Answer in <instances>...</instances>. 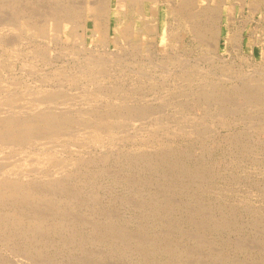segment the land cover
Wrapping results in <instances>:
<instances>
[{
  "label": "rangeland",
  "instance_id": "obj_1",
  "mask_svg": "<svg viewBox=\"0 0 264 264\" xmlns=\"http://www.w3.org/2000/svg\"><path fill=\"white\" fill-rule=\"evenodd\" d=\"M152 1L153 0H145V1L143 0L142 2L144 4H142L141 2L139 5L135 6L136 8L131 7V10L128 13L124 14L122 18L123 23L122 24L119 23L118 31H112L111 29L112 26L110 23L109 31L108 33H106L107 35L105 34V37L103 36L101 39V36L98 37L97 35L95 36L89 35L92 23H89L88 25V31L86 33V36L85 35L82 36V31L80 27L78 28L76 26V30H75L76 36H72V38L71 36H67L66 34H64L62 28H59V31L57 33L58 37L53 35V38H51L52 34L50 32L49 33L47 32L48 34L45 33L44 35L43 34L37 35V34H30L23 29L25 24L31 23L30 25L33 24L34 26H38V27L44 26V28L47 31H49L50 25H52L51 22L53 21L54 17L55 18L57 17L56 18L57 24L56 23L54 24L58 25V27L59 25L61 26L62 20L65 18L66 20L68 19L70 22L73 21L71 22L73 25H75V23L77 25L78 22H80L79 20L81 18L80 15H82L80 14V12H82L83 10L82 8L84 7L86 0H0V34L2 33L0 35L1 38L0 40L2 41V42L0 41V54H1L0 61H2V63H0V67H1L0 68V73H1L0 107L1 106L4 107L5 105L4 104L2 105V103L14 97L35 98L37 97V95L38 97L39 96L43 97L48 94L52 95L54 93V94H60L59 96H63L66 99L69 98L70 96L72 100L75 99V101L69 99L66 103H62L59 101L57 103L56 101L51 102L50 104L48 102H41V104L36 103L28 106H23L21 102L17 101V107L6 110V114L16 116L13 118H17V119L22 118L23 120L34 118L33 115H35L36 111L44 112L47 111L48 109L50 110L53 108L56 111H63L64 115H66V119H65L66 123L62 126L63 127L62 131L68 133H66L67 134L66 136H64L65 133H63L61 136L47 140L46 138L47 136H49V133L47 132L46 128H44L42 125L38 126L37 124L36 127L33 128V132H32L33 134L30 135L29 139L28 140L22 139L23 141L26 142H23L22 140H20V138L18 139V136H14L11 138L9 137L6 138L5 140L4 138H0V150H1L0 152H2L1 155L3 157L8 156L7 158H12L18 154L19 155L17 157H23L25 153L26 154L30 153L29 158L33 159L36 158L38 154L42 155L44 153L51 155V157L53 156L51 159L54 161L52 162V164L54 165L48 166L50 171L49 169L46 170L48 167H45L44 169L42 168L40 172L39 170L35 171V169H31L32 171L18 170L16 172H13V175L15 177L11 175L12 173L10 172L9 169L0 171V182L6 180V178L7 179L15 178L14 179L15 181L18 182L19 180L18 183L22 182L21 183L23 184V186L21 185L22 187L24 188L28 187V190H30L29 191L30 194L26 195V197L18 196L20 197L19 198L20 200L18 198L9 199V197L7 196H6L7 198L4 197V199L3 198L0 199V216H2L0 217V237H2L3 235L5 238L4 239L2 237L3 240L2 238H0V243L4 241L3 243L0 244V263H2L3 261L4 264H14L16 262L17 264H26V261L29 260L27 261V263L29 264H31V262L32 264H167V263L168 264H216V263L217 264H264V157H263L264 156V132H263L264 131V124H263L264 122V100H263L264 99V93H263L264 20L262 19L264 18L263 16L264 2L257 1V3L252 6L253 9L254 7L256 8L255 9L256 11L254 10L253 13H251L250 10H248L249 9L248 4L242 7L241 3L233 2L232 0H230L228 2L229 4L227 3L225 6L221 5L219 2L220 5L219 6L217 5L218 8H216V2H217L216 0H208V1L189 0L188 7L190 9L187 8V11L181 12L178 15H173L171 13V9L179 6L178 0H157L156 4L152 3ZM120 4H121V10H125L124 3L121 2ZM191 5L194 6L191 7ZM68 7L71 8L69 9L70 12L67 9ZM195 7H197L198 9ZM60 10H62L63 12ZM194 10L196 13L193 12ZM197 10L199 12H197ZM205 10H208L207 14ZM200 12H202L203 14ZM192 14L196 16V21H197L196 25L199 27H202L206 23L207 25L212 24L213 19L217 17L215 18L216 22L213 23V29L214 27L216 29L214 30V33L209 35L208 33L205 34L204 32L196 35L195 32L188 29L189 27L184 22V19H186L185 18L186 15L188 16ZM68 15L69 17L71 16L72 20L68 17ZM12 16L15 18L13 19ZM222 17L225 19V21L224 19H222ZM58 18L60 20H58ZM209 20L210 22H208ZM12 23L14 25H12ZM126 23H128L129 27L124 26V25L127 26ZM168 24H170L171 26H169ZM138 25L141 26V28ZM149 28L152 32H150V30L148 31ZM217 28L218 29L220 28V33H221V35L219 33L220 38L219 35L217 34V30H218ZM166 29L167 30L169 29L170 31L168 30L167 32ZM175 29L176 30L178 29L179 31L178 30L176 31ZM121 31L124 32L122 33ZM197 31L201 32L199 31V29ZM229 32L230 35L232 36L233 34L235 35L234 39L231 41L228 40L227 38ZM115 35H117L119 38ZM177 35L178 37H176ZM172 36L175 37L177 40ZM55 39L58 40L56 41ZM100 39L101 41L102 40L103 41L101 42ZM174 42L176 44H174ZM82 45L84 48L82 47ZM167 45L169 47H167ZM134 48H136L137 50H135ZM114 51L116 52L115 54ZM69 53L72 55L70 56ZM110 53H112L113 55ZM96 57L99 58L97 59ZM105 57H107L109 60H107V58ZM113 58H114V62L112 61ZM3 62L5 63L3 64ZM89 64L92 66H90ZM183 68L186 70L185 72ZM182 73L184 74L182 75ZM15 79L18 82L17 81L15 82ZM13 81L14 83L12 84ZM15 83L17 84L15 85ZM261 89L262 91H259ZM116 90L118 92H116ZM216 90L218 93L216 92ZM5 91H7L9 94ZM52 91L54 92L52 93ZM61 93L64 94L62 95ZM96 94L99 95L96 96ZM42 103L44 104L46 103V105ZM128 104L129 106L131 105L132 107L130 106L128 108ZM248 104H252V107L251 105L249 107ZM83 105L85 106L84 110H83ZM49 106L50 107L54 106V107L50 108ZM80 106L81 108L79 109ZM44 107L46 108L44 109ZM112 108L115 109L113 110ZM127 108L131 111V113L129 110H127ZM67 109L69 110L71 109L70 111L72 112H70ZM81 110L84 111L85 113L83 114ZM122 110L124 111L126 110V111L124 112ZM68 111L69 113H66ZM105 112H107L108 114L106 115ZM111 112L112 113L114 112V114H110ZM142 112L146 114L143 115ZM0 113H4V112L0 111ZM70 114L72 115V117H75L76 115V118L70 117L71 116ZM96 114L98 115V117ZM99 114H101V116ZM102 115H106L107 117H104ZM130 115L132 116L130 117ZM145 115L146 117L143 118L142 116ZM79 116H81V118H79ZM135 116L138 117V120L135 118ZM134 120L137 121L134 122ZM140 120L142 121V123H140ZM188 120L189 121L191 120L189 124L187 122ZM82 121L84 124L86 122L85 124L86 126H84ZM90 121L93 122L89 123ZM115 121L120 123L118 124ZM95 122H98V124L102 122H110L113 124V125L111 124L105 126L102 125V130L104 129L106 135H104L103 132V138H101L97 142L93 140L94 138L93 135L90 136L86 135L85 132L88 125L89 127L93 126ZM249 122L255 126L251 127V124ZM115 123L117 125V128L115 126ZM166 123L168 125H166ZM72 124L74 125V127ZM147 125L149 126V128ZM178 125H180L184 129L180 131L181 128ZM247 126H249V128ZM1 127L2 126L0 125V128ZM69 127L71 128L69 129ZM104 127L112 128L113 132L114 130L115 132L114 133L112 131L110 132V130H107V128L105 129ZM159 127L162 129H160ZM253 127H255L256 129ZM66 128L67 131L65 130ZM118 128L121 131L117 130ZM153 128L154 129L156 128L158 131L157 130L154 131ZM76 129H77V133H76ZM189 129L193 131V133ZM38 130H40V132H38ZM70 130L71 131L73 130V132H71ZM82 130H84V132H82ZM149 130L152 134L149 132ZM161 130L163 132H161ZM174 130L175 133H172L174 132ZM35 131L38 133H35ZM176 132L178 133L176 134ZM118 133H120L124 137L121 136L120 134L117 137ZM34 134L37 136L31 137ZM168 134H170V136ZM166 135L167 137H165ZM112 136L114 137V140ZM115 136L121 139H117ZM7 139H9L10 141ZM17 139L19 141H17ZM58 139H60V141ZM119 140H122L121 141L122 143L120 142L121 144L119 143ZM49 141L50 142L55 141V143L53 142L50 144ZM113 141L119 144L117 145L115 143L112 144ZM2 142L3 144L6 143L5 144L6 146H4ZM130 142L131 144H129ZM166 142L167 143L170 142V143L167 144ZM104 144L108 146V148L110 146V148L107 149V147L104 146ZM161 144L162 146H160ZM1 145L3 146V148ZM67 145H69L70 147H68ZM7 146H11V148L8 147L10 150L7 148ZM19 146H21L20 149H18ZM57 146L61 147L62 149L58 148ZM77 146L80 147V149ZM145 146L149 151L146 150V148H144ZM26 147L27 149L29 147L31 148L27 150ZM154 147L157 148V151L161 150L162 147V151H159L160 153L159 152L156 153L157 151L155 150L156 148L154 149ZM97 148H100V150L104 148L102 151L104 152V154L105 153L106 154L103 155V152L98 153L100 151ZM25 149L27 152L25 151ZM60 149L63 151H60ZM64 149H66L67 151H64ZM134 149L135 151H133ZM138 149H139V153L137 151ZM144 149L146 154L140 153V151L142 152L144 151ZM124 150H126V152ZM152 150L153 151L155 150V152H153ZM56 152H58L59 154ZM174 152L176 155L174 154ZM108 153L109 155H107ZM60 154H62V156H60ZM96 154L97 156H95ZM154 154L155 155L157 154L156 158ZM125 155L128 157L126 158ZM168 155H170L169 156L170 159ZM136 156L140 157L141 160H138ZM143 156L146 159L143 158ZM176 156L178 157V159L175 160ZM106 157L108 160L106 159ZM99 158L102 160L100 161ZM88 159L89 160L94 159L93 163L92 161L91 162L88 161ZM82 160H84L85 163L84 161L81 162ZM161 160L164 161V162L162 161L163 163L161 162L162 165L160 163ZM32 161L30 163H35L34 160ZM155 161L157 163H155ZM167 161H169L170 164ZM145 162L149 163V165L146 164ZM171 162H173L174 164H172ZM185 162L188 165L187 169H186L187 165L185 164ZM66 163L67 164L70 163V164L67 165ZM75 164L76 166L77 165L78 166L76 167ZM138 164L141 165L142 168L141 166H138ZM176 164L178 165V167L176 166ZM70 165L73 168H69ZM79 166L82 167L80 168ZM155 166L157 167V169H155L156 168ZM162 166L164 167V169ZM57 167H59V169L61 170H59ZM138 167L140 168V170ZM173 168H177V169H173ZM143 169L144 171L142 172ZM181 169L183 170L181 171ZM208 170L210 171L209 173L207 172ZM26 171L28 173H25ZM57 171L58 172L61 171V172L57 173ZM29 172H33V175L32 173ZM192 172L195 173L192 174ZM176 173L179 175H177ZM7 174L9 177L7 176ZM48 174L51 175L49 176ZM59 174L62 176H60ZM161 174L163 176L165 175L166 176L163 177ZM189 174L192 175L190 176ZM35 175L37 176L35 177ZM170 175L174 178H172ZM25 176H27L28 178ZM45 176L50 180L44 178ZM53 176H55L54 179H52ZM123 176L125 177V179ZM168 176L169 178H167ZM23 177H25L27 181ZM40 177L42 178L41 180H39ZM181 177L186 178L183 179L187 181L184 182V180ZM198 177H201V179L200 178L198 179ZM34 178L35 180H33ZM172 179L173 181L176 180L177 183H175V181L173 183ZM124 180L128 182L127 184L128 186L125 184L126 182L124 183ZM28 181L32 183L30 184L31 186L32 185L34 186L30 187ZM49 181L51 186L49 185ZM134 181H135L134 184L135 186L132 185ZM164 181L165 183H163ZM193 181L194 182L196 181L197 183L196 182L194 183ZM210 181L213 184H210ZM23 182L26 184H24ZM53 182L56 183L53 184ZM36 183H37V187L39 188L35 186ZM183 184H184V188H182ZM191 185L192 187L190 188ZM53 186L55 187L54 188L55 193L52 192ZM158 186L160 187L158 188ZM170 186L174 188H171L172 189L171 190L169 188ZM202 186H204L203 188L205 189H203ZM185 188H187V190ZM196 188L197 190L194 191V189ZM216 188L218 189L219 192L217 191ZM41 189L44 191L41 192ZM49 189L52 192L51 193L52 196L50 195ZM174 189L175 190L177 189V191L175 192ZM186 191L188 192L190 191V193ZM205 191L207 194L205 193ZM138 192L142 193V195L139 194ZM187 193L188 195H186ZM195 193L197 195L198 194L200 195L197 196ZM46 194L50 198H47V196L44 197ZM160 194L161 196H159ZM30 195H32V197ZM33 195L35 196L39 195V197L37 198V196L36 197L34 196L35 197L34 198ZM41 195L44 198L43 199L41 198V200L39 201ZM186 196H188V198ZM139 197H141L142 200ZM154 198L158 201H156ZM21 199H23V201ZM48 199L51 204L48 202ZM197 199L199 202L196 201ZM200 199L202 201H206L207 203L201 202ZM225 199L227 201H225ZM245 199L247 201H245ZM138 201L140 202L138 203ZM143 201L147 202V204ZM164 201L172 202V205L171 203L169 202L165 203ZM39 202L44 203L45 205L44 204L41 205L42 207L44 208L46 207V208L44 209L41 206H39ZM152 202L153 203L156 202V203L153 204ZM29 203L31 206L29 205ZM148 203L151 205H149ZM202 203L204 205H202ZM209 203L212 207H210ZM159 204H163L162 206L165 205L164 208ZM189 204H192L191 205L192 208H190L191 206ZM217 204L219 205L217 206ZM1 205L3 207H1ZM19 205H21V207ZM188 205H189V209L192 210L189 211ZM245 207L246 209H244ZM160 208L163 209L160 210ZM39 209L40 211L44 209L46 212L42 210V213L40 214ZM15 210L16 211L19 210L20 212L19 211L16 212ZM49 210L52 211L54 215ZM145 210L147 211L145 212ZM149 210L151 214L153 213L155 214L151 215L150 212H148ZM206 211L209 212V214ZM4 212L6 213L13 212V214L12 213L11 214L14 216H12L10 213L6 215V213ZM194 213L195 214L198 213V214L195 215ZM156 214H158L159 216ZM165 214H167V216ZM19 215H21V219ZM47 215L49 218H47ZM200 215L203 218L199 217ZM163 216H165L166 218ZM209 217H211L212 219ZM214 217L216 218L215 221H213L215 219ZM156 218H160L162 220ZM26 219L28 220L26 221ZM33 219L36 222H38L39 219H41L42 221L40 220L39 221L40 223L38 222V224L40 225H38L37 223L35 224ZM20 220H22L24 224H22V222L21 223L19 222L18 224V221ZM12 221H14V223H12ZM85 221H87V223L88 222L90 223L91 221L90 224L93 225H90L89 223L86 224ZM166 221H168V223H166ZM206 221H208V223ZM26 223H28L31 228L28 225L27 228ZM31 223L33 224V226L30 225ZM219 223L220 224L225 223V224L219 225ZM34 225L35 226L38 225L41 227L38 228L36 227L38 229L37 231ZM94 225H96L97 228ZM210 225L211 228L215 226V228L210 229L211 231L209 230ZM13 226L18 228H14ZM49 226L51 229L54 227L55 230L54 229L51 230ZM208 226L209 228H207ZM92 227H95L94 232L91 230ZM35 229H36V233H34ZM106 229L107 230L110 229V230L107 231ZM25 230L26 232L28 231V233H26ZM31 230L33 231L32 236H35L34 238L31 236L30 233ZM111 230L115 231L116 233L117 232L121 233L125 236L128 235L129 233L130 237L126 236L127 239L129 238L128 239L129 242L127 241L126 237L124 239L122 237L121 239H117L113 241L114 240L113 237L109 238L110 236L109 233ZM90 231H92L91 235L89 233ZM96 231L99 233H97ZM72 232H74L73 236H72ZM187 232L189 233L187 234ZM95 233H96V237L94 235ZM100 233L102 237L99 235ZM12 235L14 238L11 237ZM105 236L108 237L105 238ZM6 237L7 238L11 237L12 239L10 238L7 240ZM24 237L28 239H25ZM71 237H73L72 239L73 241L71 240ZM140 237L144 238L146 241H144ZM98 239L101 240L102 242L101 241L99 242ZM5 240L8 243H6ZM36 240L39 242H37ZM92 240L95 241L93 242ZM132 240L133 242H131ZM147 240H149L151 245L148 244L149 242ZM155 241L157 244L153 243ZM91 242H93V244H91ZM111 242H113L115 245H117L118 243L119 246L118 245L115 246ZM140 242L142 243L140 244ZM144 242L145 243L147 242L146 245ZM125 243L131 247H129ZM135 243L138 244L136 245ZM4 244H6V246H4ZM138 245L139 248H137ZM113 247H115L116 250ZM166 247H170L169 249L167 248L169 252L166 250ZM96 249L97 251H95ZM122 249H124V251ZM142 251L143 254L145 255L141 253ZM170 251L172 253H170ZM173 251L175 252V254ZM124 252L126 253L125 255ZM183 253L186 255H184ZM24 254L25 255L27 254L28 256L26 255L27 257H25ZM165 254L168 255L166 256ZM15 256H17L16 259ZM21 256H24V258ZM18 257H21L22 259L21 258L18 259ZM25 258L28 259L26 260ZM187 258L188 260L190 259V262L187 260ZM17 260H19V263Z\"/></svg>",
  "mask_w": 264,
  "mask_h": 264
},
{
  "label": "bare ground",
  "instance_id": "obj_2",
  "mask_svg": "<svg viewBox=\"0 0 264 264\" xmlns=\"http://www.w3.org/2000/svg\"><path fill=\"white\" fill-rule=\"evenodd\" d=\"M143 0H86V2H85V5H84V7L82 8L83 10H82V12H80V14H82V15H80L81 16V18L79 19L80 20V22H78V24L76 25V23H75V25H73L71 22H73V21H69L68 19L66 20V18L65 19H63L62 20V23H61V26L59 25V27H58V25H56L57 23V17L54 19L53 18V21L51 22L52 23V25H50V28H49V31H47L45 28H44V26H42V27H38V26H34L33 24L32 25H30V24H25L24 25V27H23V29L25 30V31H27L28 33H30V34H37V35H41V34H45V33H51L52 34V37L51 38H53V35H55V36H57V33H58V31H59V28H62L63 29V32H64V34H66L67 36H71V38H72V36H76L75 34H76V26L79 28L80 27V29H81V31H82V36H86V33H87V31H88V25H89V23H92L91 24V28H90V34L89 35H91V36H95V35H97L98 37L99 36H101V39H102V37L104 36L105 37V34L106 33H108V31H109V26H110V23H111V29H112V31H118V29H119V23L120 24H122L123 23V20H122V18H123V16H124V14H126V13H128L130 10H131V7H135V6H137V5H139L141 2H142ZM145 1V0H144ZM179 2V6H177V7H175V8H173V9H171V13L173 14V15H178V14H180L181 12H184V11H187V8H189L188 7V4H189V0H178ZM198 1V0H197ZM202 1V0H201ZM208 1V0H207ZM217 2H216V8H218V6L221 4V5H226L230 0H216ZM233 2H238V3H241L242 4V7L243 6H245L246 4H248L249 5V9L248 10H250V12L251 13H253V11L256 9L255 7H254V9L252 8V6L254 5V4H256L257 3V1H259V2H264V0H232ZM121 2H123L124 3V6H125V10H121ZM150 2V1H149ZM156 2H157V0H153L152 1V3H154V4H156ZM167 2V1H166ZM219 2H220V4H219ZM258 2V3H259ZM51 4V3H50ZM142 4H144L143 2H142ZM198 4V3H197ZM196 4V5H197ZM205 4V3H204ZM229 4V3H228ZM233 4V3H232ZM56 5V4H55ZM170 5V4H169ZM175 5V4H174ZM195 5V6H196ZM218 5V6H217ZM61 6V5H60ZM145 6V5H144ZM163 6V5H162ZM194 5H191V7H193ZM202 6V5H201ZM75 7V6H74ZM80 7V6H79ZM148 7V6H147ZM167 7V6H166ZM199 7V6H198ZM211 7V6H210ZM215 7V6H214ZM221 7V6H220ZM263 7V6H262ZM136 8V7H135ZM142 8V7H141ZM195 8H197V7H195ZM194 8V9H195ZM51 9V8H50ZM53 9V8H52ZM61 9V8H60ZM68 9V11H69V9H71L70 7H68L67 8ZM157 9H159V8H157ZM190 9V8H189ZM198 9V8H197ZM201 9V8H200ZM199 9V10H200ZM207 9V8H206ZM14 10V9H13ZM59 10V9H58ZM137 10V9H136ZM140 10H142V9H140ZM193 10V9H192ZM202 10V9H201ZM204 10V9H203ZM210 10V9H209ZM213 10V9H212ZM223 10V9H222ZM56 11V10H55ZM60 11H62V10H60ZM66 11V10H65ZM156 11V10H155ZM162 11V10H161ZM166 11V10H165ZM206 11V14H207V11L208 10H205ZM256 11V10H255ZM57 12V11H56ZM63 12V11H62ZM61 12V13H62ZM70 12V11H69ZM68 12V13H69ZM72 12V11H71ZM164 12V11H163ZM193 12H195V10L193 11ZM197 12H199L198 10H197ZM203 12V11H202ZM202 12H200V13H202ZM212 12V11H211ZM59 13V12H58ZM74 13H76V12H74ZM142 13V12H141ZM196 13V12H195ZM199 13V14H200ZM208 13H210V12H208ZM49 14V13H48ZM67 14V13H66ZM138 14H139V12H138ZM184 14V13H183ZM203 14V13H202ZM205 14V13H204ZM74 15V14H73ZM77 15V14H76ZM172 15V16H173ZM197 15V14H196ZM201 15V14H200ZM200 15H199V17H200ZM211 15V14H210ZM209 15V16H210ZM56 16V15H55ZM59 16V15H58ZM63 16V15H62ZM142 16V15H141ZM264 16V15H263ZM13 17V16H12ZM64 17V16H63ZM68 17H69V15H68ZM112 17V18H111ZM143 17V16H142ZM163 17H164V15H163ZM174 17V16H173ZM202 17V16H201ZM208 17V16H207ZM221 17V16H220ZM224 17V16H223ZM222 17V19H224ZM15 17H13V19H14ZM17 18V17H16ZM70 19H71V16L69 17ZM74 18V17H73ZM158 18V17H157ZM176 18V17H175ZM186 19H184V22L186 23V25L189 27L188 29H190L191 31H193V32H195V34L197 35V34H199V33H204L205 32V34L206 33H208L209 35H211V34H213L214 33V30H216L215 29V27H214V29H213V23L214 22H216V20H215V18H217V17H215L214 19H213V23L212 24H208L207 25V23L206 24H204V23H202V24H204L202 27H199V26H197L196 24H197V21H196V16L194 15V14H192V15H186V17H185ZM206 18V17H205ZM210 18V17H209ZM137 19V18H136ZM141 19V18H140ZM208 19V18H207ZM218 19H219V17H218ZM263 20H264V18H262ZM58 20H60L59 18H58ZM72 20V19H71ZM164 20H165V18H164ZM198 20H199V18H198ZM11 21V20H10ZM14 21V20H13ZM50 21V20H49ZM140 21V20H139ZM146 21V20H145ZM157 21V20H156ZM158 21H159V19H158ZM178 21V20H177ZM203 21H206V20H203ZM212 21V20H211ZM224 21H225V19H224ZM40 22V21H39ZM59 22V21H58ZM144 22V21H143ZM199 22V21H198ZM208 22H210V20L208 21ZM50 23V24H51ZM54 23H56V24H54ZM133 23V22H132ZM146 23V22H145ZM148 23V22H147ZM127 24V26L126 25H124L125 27H129V25H128V23H126ZM143 24V23H142ZM179 24V23H178ZM218 24V23H217ZM12 25H14L13 23H12ZM152 25V24H151ZM154 25V24H153ZM169 26H171L170 24H168ZM200 25V24H199ZM123 26V27H124ZM131 26V25H130ZM139 26V25H138ZM160 26V25H159ZM197 26V27H196ZM217 26V25H216ZM2 27V26H1ZM140 28H141V26H139ZM219 27V26H218ZM5 28V27H4ZM14 28V27H13ZM161 28V27H160ZM171 29V28H170ZM179 29H180V27H179ZM199 29V31H201V32H198L197 30ZM218 29V28H217ZM23 30V31H24ZM61 30V29H60ZM123 30V29H122ZM150 30V28L148 29V31ZM169 30V29H168ZM168 30L166 29V31L168 32ZM176 30V29H175ZM178 30V29H177ZM176 30V31H177ZM3 31V30H2ZM80 31V30H79ZM170 31V30H169ZM179 31V30H178ZM8 32V31H7ZM122 33L124 32V31H121ZM150 32H152L151 30H150ZM175 32V31H174ZM15 33V32H14ZM47 33V34H48ZM84 33V34H83ZM126 33V32H125ZM219 33H220V28L217 30V34L219 35ZM232 33V32H231ZM234 33V32H233ZM2 34V33H1ZM0 34V35H1ZM113 34V33H112ZM175 34V33H174ZM176 34H178V33H176ZM226 34V33H225ZM4 35V34H3ZM107 35V34H106ZM185 35V34H184ZM220 35H221V33H220ZM220 35H219V38H220ZM60 36V35H59ZM113 36V35H112ZM115 36H117V35H115ZM146 36V35H145ZM144 36V37H145ZM148 36V35H147ZM159 36V35H158ZM188 36V35H187ZM195 36V35H194ZM58 37V36H57ZM109 37V36H108ZM118 37V36H117ZM157 37V36H156ZM173 37V36H172ZM176 37H178V35L176 36ZM197 37V36H196ZM234 37H235V35L233 34V36L232 35H230V32H229V35H228V40H233L234 39ZM23 38V37H22ZM21 38V39H22ZM97 38V37H96ZM119 38V37H118ZM118 38H117V40H118ZM121 38V37H120ZM173 38H175V37H173ZM200 38V37H199ZM1 39V38H0ZM25 39V38H24ZM29 39V38H28ZM89 39V38H88ZM101 39H100V41H101ZM106 39V38H105ZM176 39V38H175ZM197 39V38H196ZM51 40V39H50ZM56 41L58 40V39H55ZM60 40V39H59ZM71 40V39H70ZM69 40V41H70ZM174 40V39H173ZM177 40V39H176ZM180 40V39H179ZM1 41V40H0ZM26 41V40H25ZM43 41V40H42ZM99 41V42H100ZM103 41V40H102ZM101 41V42H102ZM169 41V40H168ZM175 41V40H174ZM2 42V41H1ZM71 42V41H70ZM84 42V41H83ZM82 42V43H83ZM93 42V41H92ZM140 42V41H139ZM177 42V41H176ZM198 42V41H197ZM27 43V42H26ZM89 43V42H88ZM172 43V42H171ZM7 44V43H6ZM78 44V43H77ZM105 44V43H104ZM104 44H103V46H104ZM131 44V43H130ZM139 44V43H138ZM170 44V43H169ZM173 44V43H172ZM174 44H176L175 42H174ZM97 45V44H96ZM100 45V44H99ZM162 45H164V44H162ZM38 46V45H37ZM47 46V45H46ZM72 46V45H71ZM86 46V45H85ZM127 46V45H126ZM137 46H139V45H137ZM190 46V45H189ZM82 47H83V45H82ZM90 47V46H89ZM109 47V46H108ZM167 47H169L168 45H167ZM172 47V46H171ZM175 47V46H174ZM84 48V47H83ZM116 48H117V46H116ZM132 48V47H131ZM77 49V48H76ZM135 50H137L136 48H134ZM145 49V48H144ZM189 49V48H188ZM17 50V49H16ZM115 50V49H114ZM124 50V49H123ZM147 50V49H146ZM186 50V49H185ZM108 51V50H107ZM106 51V52H107ZM17 52V51H16ZM66 52V51H65ZM77 52V51H76ZM98 52V51H97ZM111 52V51H110ZM121 52V51H120ZM119 52V53H120ZM6 53V52H5ZM13 53V52H12ZM68 53V52H67ZM116 52L114 51V54H115ZM74 54V53H73ZM110 54H112V53H110ZM1 55V54H0ZM35 55H37V54H35ZM69 55L71 56L72 54H70L69 53ZM113 55V54H112ZM18 56V55H17ZM101 56V55H100ZM110 56V55H109ZM120 56V55H119ZM22 57V56H21ZM30 57V56H29ZM95 57V56H94ZM94 57H92V58H94ZM113 57V56H112ZM121 57V56H120ZM41 58V57H40ZM97 58V57H96ZM99 58V57H98ZM97 58V59H98ZM102 58V57H101ZM105 58H107V57H105ZM26 59V58H25ZM89 59H91V58H89ZM121 59V58H120ZM191 59V58H190ZM102 60V59H101ZM107 60H109L108 58H107ZM110 60H112V59H110ZM16 61V60H15ZM19 61V60H18ZM89 61V60H88ZM87 61V62H88ZM113 62H114V58H113V60H112ZM116 61V60H115ZM20 62V61H19ZM24 62V61H23ZM86 62V63H87ZM177 62V61H176ZM0 63H2V61H0ZM5 62H3V64H4ZM10 63V62H9ZM27 63V62H26ZM180 63V62H179ZM113 64V63H112ZM7 65V64H6ZM90 65V64H89ZM96 65V64H95ZM105 65V64H104ZM159 65V64H158ZM90 66H92V65H90ZM94 66V65H93ZM97 66V65H96ZM106 66H108V65H106ZM162 66V65H161ZM105 67V66H104ZM181 67V66H180ZM184 67V66H183ZM1 68V67H0ZM16 68V67H15ZM178 68V67H177ZM81 69V68H80ZM165 69V68H164ZM167 69H168V67H167ZM4 70V69H3ZM84 70V69H83ZM109 70V69H108ZM183 70H184V72L186 71L184 68H183ZM27 71V70H26ZM86 71H87V69H86ZM100 71V70H99ZM32 72V71H31ZM142 72V71H141ZM168 72V71H167ZM194 72V71H193ZM7 73V72H6ZM91 73V72H90ZM93 73V72H92ZM107 73V72H106ZM139 73V72H138ZM144 73V72H143ZM181 73V72H180ZM206 73V72H205ZM209 73V72H208ZM257 73V72H256ZM105 74V73H104ZM184 73H182V75H183ZM0 75H1V73H0ZM106 75V74H105ZM186 75V74H185ZM223 75V74H222ZM260 75V74H259ZM6 76H7V74H6ZM190 76V75H189ZM262 76V75H261ZM59 77V76H58ZM89 77V76H88ZM179 77V76H178ZM183 77H185V76H183ZM91 78V77H90ZM93 78H94V76H93ZM101 78V77H100ZM117 78V77H116ZM181 78V77H180ZM188 78V77H187ZM6 79V78H5ZM13 80V79H12ZM194 80V79H193ZM17 80L15 79V82H16ZM210 81V80H209ZM217 81V80H216ZM215 81V82H216ZM18 82V81H17ZM88 82V81H87ZM91 82H92V80H91ZM193 82V81H192ZM214 82V83H215ZM7 83V82H6ZM8 83H9V81H8ZM14 83V81L12 82V84ZM20 83V82H19ZM191 83V82H190ZM17 83H15V85H16ZM22 84V83H21ZM193 84V83H192ZM219 84V83H218ZM217 84V85H218ZM204 85H206V84H204ZM221 85V84H220ZM261 85V84H260ZM259 85V86H260ZM223 86V85H222ZM255 86V85H254ZM22 87V86H21ZM257 87H258V85H257ZM113 88V87H112ZM122 88V87H121ZM199 88V87H198ZM208 88V87H207ZM236 88V87H235ZM241 88V87H240ZM262 88H263V86H262ZM10 89V88H9ZM222 89H224V88H222ZM222 89H220V90H222ZM255 89V88H254ZM264 89V88H263ZM95 90V89H94ZM94 90H93V92H94ZM119 90H120V88H119ZM242 90H243V88H242ZM11 91V90H10ZM32 91V90H31ZM59 91V90H58ZM70 91V90H69ZM73 91H75V90H73ZM87 91V90H86ZM92 91V90H91ZM96 91V90H95ZM100 91V90H99ZM98 91V92H99ZM101 91H102V89H101ZM113 91V90H112ZM188 91V90H187ZM208 91V90H207ZM252 91V90H251ZM257 91V90H256ZM255 91V92H256ZM259 91H262V89L261 90H259ZM5 92H7V91H5ZM4 92V93H5ZM54 91H52V93H53ZM83 92V91H82ZM85 92V91H84ZM89 92V91H88ZM106 92V91H105ZM109 92H111V91H109ZM116 92H118L117 90H116ZM122 92V91H121ZM166 92V91H165ZM184 92V91H183ZM193 92V91H192ZM213 92V91H212ZM216 92H217V90H216ZM243 92V91H242ZM245 92V91H244ZM8 93V92H7ZM67 93H69V92H67ZM76 93V92H75ZM79 93V92H78ZM86 93V92H85ZM97 93V92H96ZM107 93V92H106ZM114 93V92H113ZM123 93V92H122ZM173 93V92H172ZM214 93H215V90H214ZM218 93V92H217ZM263 93H264V90H263ZM262 93V94H263ZM1 94V93H0ZM9 94V93H8ZM8 94H7V96H8ZM62 94V93H61ZM64 94V93H63ZM62 94V95H63ZM104 94V93H103ZM117 94V93H116ZM185 94V93H184ZM189 94V93H188ZM193 94V93H192ZM207 94V93H206ZM205 94V95H206ZM258 94V93H257ZM256 94V95H257ZM259 94H260V92H259ZM60 94H48V95H46V96H43V97H41V96H39L38 97V95H37V97H35V98H32V97H25L24 95V97L25 98H10V99H8V100H6L4 103H2V105L4 104L5 106L4 107H0V111H3L4 113H0V125L2 126L1 128H0V138H4V140L6 139V138H11V137H14V136H18V139L20 138V140H22V139H29V137H30V135L31 134H33L32 132H33V128L34 127H36V125L38 124V126H40V125H42L44 128H46V130H47V132L49 133V136H47V140L49 139H54L55 137H58V136H61L63 133H65V132H63L62 130V126L66 123V115H64V113H63V111H56L53 107L54 106H52V107H50V108H53V109H48L47 111H44V112H41V111H36L35 112V115H33L34 116V118H32V119H22L21 117V119H17V118H13V117H16V116H13V115H10V114H6V110H9V109H13L14 107H17V101H19V102H21L22 104H23V106H28V105H33V104H36V103H40L41 104V102H48L49 104L51 103V102H55L56 101V103L59 101V102H62V103H66L69 99L70 100H72L70 97L69 98H64L63 96H59ZM99 95V94H98ZM97 94H96V96H98ZM186 95V94H185ZM3 96V95H2ZM10 96V95H9ZM13 96V95H12ZM17 96V95H16ZM31 96H32V94H31ZM77 96V95H76ZM78 96H80V95H78ZM213 96V95H212ZM84 97V96H83ZM91 97V96H90ZM209 97H210V95H209ZM220 97V96H219ZM247 97V96H246ZM88 98H89V95H88ZM93 98V97H92ZM91 98V99H92ZM95 98V97H94ZM151 98V97H150ZM102 99V98H101ZM217 99V98H216ZM261 99V98H260ZM263 99V98H262ZM74 101H75V99H73ZM72 100V101H73ZM117 100V99H116ZM122 100V99H121ZM120 100V101H121ZM162 100V99H161ZM264 100V99H263ZM1 101H2V99H1ZM71 101V102H72ZM78 101V100H77ZM89 101V100H88ZM98 101V100H97ZM128 101V100H127ZM165 101V100H164ZM214 101V100H213ZM256 101V100H255ZM70 102V101H69ZM80 102H82V101H80ZM92 102H93V100H92ZM91 102V103H92ZM118 102V101H117ZM261 102V101H260ZM75 103H77V102H75ZM123 103H124V101H123ZM253 103V102H252ZM42 104H44V103H42ZM69 104V103H68ZM70 104H72V103H70ZM90 104V103H89ZM107 104H108V102H107ZM110 104H112V103H110ZM122 104V103H121ZM257 104V103H256ZM19 105V104H18ZM44 105H46V103L44 104ZM59 105V104H58ZM100 105V104H99ZM98 105V106H99ZM103 105V104H102ZM116 105H117V103H116ZM249 105V107H250V105H251V107H252V104H248ZM247 105V106H248ZM258 105V104H257ZM35 106V105H34ZM33 106V107H34ZM60 106V105H59ZM59 106H57V107H59ZM63 106V105H62ZM71 106H73V105H71ZM92 106V105H91ZM95 106V105H94ZM120 106V105H119ZM122 106H124V105H122ZM126 106V105H125ZM131 106V105H130ZM129 106V104H128V108L130 107ZM84 105H83V110H84ZM113 107V106H112ZM117 107V106H116ZM132 107V106H131ZM260 107V106H259ZM38 108V107H37ZM46 107H44V109H45ZM76 108V107H75ZM81 108V106L79 107V109ZM87 108V107H86ZM85 108V109H86ZM95 108V107H94ZM127 108V110H129ZM256 108V107H255ZM36 109V108H35ZM40 109V108H39ZM59 109H61V108H59ZM74 109V108H73ZM77 109H78V107H77ZM88 109V108H87ZM104 109V108H103ZM113 109V108H112ZM115 109V108H114ZM113 109V110H114ZM120 109V108H119ZM118 109V110H119ZM124 109H126V108H124ZM132 109V108H131ZM248 109V108H247ZM38 110V109H37ZM67 110H69V109H67ZM71 110V109H70ZM69 110V111H70ZM89 110V109H88ZM92 110V109H91ZM11 111V110H10ZM69 111L68 112H66V113H69ZM74 111V110H73ZM82 111V110H81ZM86 111V110H85ZM108 111V110H107ZM116 111V110H115ZM122 111H124V110H122ZM122 111H121V113H122ZM126 111V110H125ZM124 111V112H125ZM130 111V110H129ZM9 112V111H8ZM7 112V113H8ZM28 112V111H27ZM70 112H72V111H70ZM78 112V111H77ZM80 112V111H79ZM83 112V114L85 113L84 111H82ZM24 113H26V112H24ZM81 113V112H80ZM106 113V115L108 114L107 112H105ZM116 113V112H115ZM129 113V112H128ZM130 113H131V111H130ZM139 113V112H138ZM143 113V112H142ZM12 114V113H11ZM23 114V113H22ZM73 114V113H72ZM74 114H75V112H74ZM87 114H88V112H87ZM93 114V113H92ZM104 114V113H103ZM110 114H114V112L112 113H110ZM118 114H120V113H118ZM127 114V113H126ZM141 114V113H140ZM144 114H146V113H143V115ZM160 114V113H159ZM171 114V113H170ZM18 115H20V114H18ZM29 115V114H28ZM27 115V116H28ZM68 115V114H67ZM71 115V114H70ZM78 115H80V114H78ZM90 115V114H89ZM97 115V114H96ZM100 116H101V114H99ZM106 115H102V116H104V117H107ZM136 115V114H135ZM168 115V114H167ZM95 116V115H94ZM132 115H130V117H131ZM138 116V115H137ZM140 116V115H139ZM150 116V115H149ZM178 116V115H177ZM25 117V116H24ZM30 117V116H29ZM70 117H72V115L70 116ZM90 117V116H89ZM96 117V116H95ZM97 117H98V115H97ZM108 117H110V116H108ZM143 118L144 117H146V115L145 116H142ZM160 117V116H159ZM68 118H69V116H68ZM72 118H76V115H75V117H72ZM78 118V117H77ZM79 118H81V116H79ZM112 118V117H111ZM135 118L138 120V117H136L135 116ZM91 119H94V118H91ZM141 119V118H140ZM147 119V118H146ZM149 119V118H148ZM79 120H81V119H79ZM97 120H98V118H97ZM116 120V119H115ZM120 120V119H119ZM127 120V119H126ZM136 120V121H137ZM249 120V119H248ZM247 120V121H248ZM254 120H255V118H254ZM70 121V120H69ZM84 121V120H83ZM83 121H82V123H83ZM101 121H102V119H101ZM123 121V120H122ZM122 121H121V123H122ZM128 121H130V120H128ZM127 121V122H128ZM132 121V120H131ZM135 120H134V122H136ZM191 121V120H190ZM189 120L187 121L188 122V124H189V122H190ZM244 121V120H243ZM250 121H252V120H250ZM256 121H258V120H256ZM260 121V120H259ZM77 122V121H76ZM93 122V121H92ZM91 121L89 122V123H92ZM116 123H120V122H117V121H115ZM139 122V121H138ZM154 122V121H153ZM166 122V121H165ZM254 122V121H253ZM81 123V122H80ZM88 123V124H89ZM116 123H115V126H116V128H117V125H116ZM124 123H126V122H124ZM130 123V122H129ZM140 123H142V121L140 120ZM174 123V122H173ZM186 123V122H185ZM250 123V122H249ZM256 123V122H255ZM261 123V122H260ZM84 124V123H83ZM85 124H86V122H85ZM84 124V126H86ZM87 124V125H88ZM112 123H110V122H102V123H99L98 124V122H95L94 123V125L93 126H90L89 127V125H88V127H87V129H86V135H93L94 136V138H93V140L94 141H99L101 138H103V132H104V135H106L105 134V131H104V129L102 130V125H111ZM139 124V123H138ZM171 124V123H170ZM184 124V123H183ZM187 124V123H186ZM187 124V125H188ZM191 124H192V122H191ZM190 124V125H191ZM220 124V123H219ZM223 124V123H222ZM251 124V127L252 126H255V125H252V123H250ZM250 124H248V125H250ZM263 124H264V122H263ZM263 124H261V125H263ZM67 125V124H66ZM69 125V124H68ZM73 125V124H72ZM72 125H70V126H72ZM113 125V124H112ZM129 125V124H128ZM155 125H157V124H155ZM163 125H165V124H163ZM166 125H168L167 123H166ZM187 125H185V126H187ZM212 125V124H211ZM210 125V126H211ZM115 126H114V128H115ZM122 126V125H121ZM130 126V125H129ZM148 126V125H147ZM175 126V125H174ZM178 126H180V125H178ZM184 126V125H183ZM192 126V125H191ZM191 126H189V127H191ZM43 127H42V129H43ZM73 127H74V125H73ZM124 127V126H123ZM127 127V126H126ZM156 127H158V126H156ZM165 127V126H164ZM248 128H249V126H247ZM41 128V127H40ZM68 128V127H67ZM67 128L65 129L66 131H67ZM71 127H69V129H70ZM76 128H79V127H76ZM82 128V127H81ZM80 128V129H81ZM105 129L107 128V130H110V132L112 131L113 132V130H112V128H108V127H104ZM121 128V127H120ZM125 128V127H124ZM145 128V127H144ZM148 128H149V126H148ZM160 128V127H159ZM180 128H181V130L180 131H182V129H184V128H182L181 126H180ZM198 128V127H197ZM205 128V127H204ZM206 128H207V126H206ZM211 128V127H210ZM209 128V129H210ZM253 128H255V127H253ZM84 129V128H83ZM134 129V128H133ZM154 129V128H153ZM160 129H162V128H160ZM168 129V128H167ZM179 129V128H178ZM202 129V128H201ZM212 129V128H211ZM256 129V128H255ZM260 129H261V127H260ZM45 130V131H46ZM79 130V129H78ZM117 130H120L119 128L117 129ZM117 130H116V133H117ZM129 130V129H128ZM128 130H126V131H128ZM157 129L155 128L154 129V131H156ZM190 130V129H189ZM259 130V129H258ZM42 131V130H41ZM44 131V132H45ZM69 131V130H68ZM71 131V130H70ZM121 131V130H120ZM119 131V132H120ZM125 131V132H126ZM130 131V130H129ZM158 131V130H157ZM173 131V130H172ZM179 131V132H180ZM188 131V130H187ZM191 131V130H190ZM210 131V130H209ZM208 131V132H209ZM244 131V130H243ZM256 131V130H255ZM263 131V130H262ZM38 132H40V130H38ZM38 132H36L35 131V133H38ZM71 132H73V130L71 131ZM75 132V131H74ZM80 132V131H79ZM82 132H84V130H82ZM114 132H115V130H114ZM113 132V133H114ZM149 132H150V130H149ZM148 132V133H149ZM161 132H163L162 130H161ZM192 133H193V131H191ZM195 132H197V131H195ZM252 132V131H251ZM258 132V131H257ZM264 132V131H263ZM66 133H68V132H66ZM64 134V136H66L67 134ZM76 133H77V129H76ZM88 133V134H87ZM127 133V132H126ZM146 133H147V131H146ZM151 133V132H150ZM154 133V132H153ZM172 133H175V130H174V132H172ZM178 132H176V134H177ZM207 133V132H206ZM42 134V133H41ZM70 134V133H69ZM80 134V133H79ZM82 134V133H81ZM119 134L120 133H118V135H117V137L119 136ZM122 134H123V132H122ZM129 134H132V133H129ZM129 134H127V135H129ZM152 134V133H151ZM187 134V133H186ZM208 134V133H207ZM73 135H74V133H73ZM110 135V134H109ZM121 135V134H120ZM141 135V134H140ZM169 136H170V134H168ZM191 135V134H190ZM205 135V134H204ZM34 136H37V135H33V136H31V137H34ZM108 136V135H107ZM121 136H123V135H121ZM133 136V135H132ZM208 136V135H207ZM215 136V135H214ZM84 137H85V135H84ZM110 137V136H109ZM113 137V136H112ZM116 137V136H115ZM116 137V138H117ZM124 137V136H123ZM122 137V138H123ZM137 137H138V135H137ZM143 137V136H142ZM165 137H167V135L165 136ZM209 137V136H208ZM37 138V137H36ZM115 138V139H116ZM128 138V137H127ZM134 138V137H133ZM204 138H205V136H204ZM17 139V141H19ZM32 139H34V138H32ZM57 139V138H56ZM106 139V138H105ZM104 139V140H105ZM117 139H121V138H117ZM143 139V138H142ZM7 140H9V139H7ZM13 140V139H12ZM16 140V139H15ZM45 140V139H44ZM59 141H60V139H58ZM57 140V141H58ZM113 140H114V137H113ZM140 140V139H139ZM155 140V139H154ZM168 140V139H167ZM10 141V140H9ZM14 141V140H13ZM23 141V140H22ZM43 141V140H42ZM116 141V140H115ZM122 140H119V143L121 142ZM129 141H130V139H129ZM133 141V140H132ZM137 141V140H136ZM147 141V140H146ZM171 141V140H170ZM4 142V141H3ZM3 142H2V144H3ZM23 142H26V141H23ZM33 142V141H32ZM50 142V141H49ZM54 143H55V141H53ZM53 142H50V144L51 143H53ZM79 142V141H78ZM80 142H82V141H80ZM89 142V141H88ZM87 142V143H88ZM108 142H110V141H108ZM168 142V141H167ZM166 142V143H167ZM213 142V141H212ZM7 143H8V141H7ZM19 143V142H18ZM46 143H47V141H46ZM58 143V142H57ZM60 143V142H59ZM115 142L113 141L112 142V144H114ZM119 143H115L116 145L117 144H119ZM122 143V142H121ZM120 143V144H121ZM170 143V142H169ZM169 143H167V144H169ZM6 143H4L3 145L4 146H6L5 145ZM13 144H15V143H13ZM64 144V143H63ZM66 144V143H65ZM68 144V143H67ZM74 144H76V143H74ZM82 144V143H81ZM89 144V143H88ZM87 144V145H88ZM100 144V143H99ZM126 144V143H125ZM129 144H131V142L129 143ZM146 144V143H145ZM159 144V143H158ZM163 144V143H162ZM162 144L160 145V146H162ZM165 144V143H164ZM9 145V144H8ZM11 145H12V143H11ZM17 145V144H16ZM25 145V144H24ZM27 145V144H26ZM43 145V144H42ZM45 145V144H44ZM72 145V144H71ZM78 145V144H77ZM91 145V144H90ZM127 145H128V143H127ZM139 145V144H138ZM155 145V144H154ZM241 145H243V144H241ZM2 146V145H1ZM47 146V145H46ZM56 146V145H55ZM54 146V147H55ZM62 146V145H61ZM68 147H70L69 145H67ZM73 146V145H72ZM85 146V145H84ZM104 146H106L105 144H104ZM134 146V145H133ZM137 146V145H136ZM11 148V146H7V148ZM14 147V146H13ZM20 147L21 146H19V148L18 149H20ZM28 147V146H27ZM27 147H26V149H27ZM58 148H61V147H59V146H57ZM63 147V146H62ZM65 147H66V145H65ZM78 147V146H77ZM77 147H76V149H77ZM83 147V146H82ZM90 147V146H89ZM101 147V146H100ZM107 147V149H109L110 148V146H109V148H108V146H106ZM105 147V148H106ZM115 147V146H114ZM120 147V146H119ZM132 147V146H131ZM151 147V146H150ZM157 147H158V145H157ZM167 147V146H166ZM171 147V146H170ZM2 148H3V146H2ZM8 148V149H9ZM16 148V147H15ZM29 148H31V147H29ZM28 148V149H29ZM53 148V147H52ZM74 148V147H73ZM79 149H80V147H78ZM112 148V147H111ZM138 148H140V147H138ZM144 148H146V146L144 147ZM156 147H154V149H155ZM165 148V147H164ZM240 148V147H239ZM22 149V148H21ZM26 149H25V151H26ZM27 149V150H28ZM37 149H38V147H37ZM40 149V148H39ZM44 149V148H43ZM46 149H47V147H46ZM49 149V148H48ZM56 149V148H55ZM62 149V148H61ZM60 149V151H63V150H61ZM83 149V148H82ZM97 149H99V151L100 152H98V153H101V152H103L102 150L104 149H101L100 150V148H97ZM106 149V150H107ZM129 149V148H128ZM151 149H153V148H151ZM169 149V148H168ZM171 149V148H170ZM173 149V148H172ZM244 149H245V147H244ZM4 150V149H3ZM2 150V151H3ZM10 150V149H9ZM32 150V149H31ZM42 150V149H41ZM45 150V149H44ZM51 150V149H50ZM106 150H104V151H106ZM140 150H142V149H140ZM146 150H148L147 148H146ZM156 151H157V148L155 149ZM155 150L153 151V152H155ZM165 150V149H164ZM167 150V149H166ZM247 150V149H246ZM1 151V150H0ZM8 151V150H7ZM6 151V152H7ZM47 151V150H46ZM49 151V150H48ZM64 151H67L66 149H64ZM82 151V150H81ZM108 151V150H107ZM125 152H126V150H124ZM133 151H135V149L133 150ZM138 151V153H139V149L137 150ZM149 151V150H148ZM147 151V152H148ZM151 151V150H150ZM159 151H162V147H161V150H159ZM159 151H157L156 153H158ZM168 151H170V150H168ZM27 152V151H26ZM29 152V151H28ZM35 152V151H34ZM44 152V151H43ZM51 152V151H50ZM71 152V151H70ZM128 152V151H127ZM243 152V151H242ZM251 152V151H250ZM9 153V152H8ZM17 153H18V151H17ZM20 153V152H19ZM39 153V152H38ZM55 153V152H54ZM54 153H53V155H54ZM56 153H58V152H56ZM64 153V152H63ZM113 153V152H112ZM131 153V152H130ZM140 153H144V154H146L145 153V149H144V151H140ZM160 153V152H159ZM163 153H165V152H163ZM173 153V152H172ZM244 153V152H243ZM2 152H0V171L1 170H5V169H9L10 170V172L12 173L11 175H13V172H16V171H18V170H28V171H32L31 169H35V171L36 170H39V172H40V170L43 168H45V167H48V166H50V165H54V164H52V162H54L51 158L53 157H51V155H49V154H42V155H37V157L36 158H29L30 157V153H28V154H26L25 153V155H23V157H17L18 155H16L15 157H12V158H7V157H3L2 155ZM5 154V153H4ZM14 154H16V153H14ZM21 154V153H20ZM59 154V153H58ZM67 154V153H66ZM69 154V153H68ZM72 154V153H71ZM80 154V153H79ZM106 154V153H105ZM104 154V152H103V155H105ZM169 154H170V152H169ZM174 154H175V152H174ZM88 155V154H87ZM107 155H109V153L107 154ZM138 155V154H137ZM155 155V154H154ZM157 155V154H156ZM156 155H155V158H156ZM165 155V154H164ZM166 155H167V153H166ZM176 155V154H175ZM174 155V156H175ZM253 155V154H252ZM11 156H13V155H11ZM60 156H62V154H60ZM73 156V155H72ZM94 156V155H93ZM95 156H97V154L95 155ZM100 156V155H99ZM98 156V157H99ZM116 156H118V155H116ZM124 156V155H123ZM126 156V155H125ZM141 156V155H140ZM153 156V155H152ZM160 156H162V155H160ZM170 155H168V157H169ZM171 156H173V155H171ZM63 157H64V155H63ZM92 157V156H91ZM97 157V158H98ZM104 157V156H103ZM111 157V156H110ZM128 156H126V158H127ZM135 157V156H134ZM137 157V156H136ZM142 157V156H141ZM148 157V156H147ZM151 157V156H150ZM177 157V156H176ZM175 157V160L176 159H178V157L176 158ZM264 157V156H263ZM94 158V157H93ZM101 158V157H100ZM99 158V159H100ZM133 158V157H132ZM138 158V160H141V158L140 157H137ZM136 158V159H137ZM140 158V159H139ZM143 158H145L144 156H143ZM173 158V157H172ZM75 159V158H74ZM83 159V158H82ZM104 159V158H103ZM106 159H107V157H106ZM134 159V158H133ZM146 159V158H145ZM159 159V158H158ZM163 159V158H162ZM168 159V158H167ZM169 159H170V157H169ZM32 160H34V162L35 163H30ZM64 160H66V159H64ZM85 160V159H84ZM84 160H82L81 162H83ZM94 160V159H93ZM93 160H89L88 159V161H92V163H93ZM102 159H100V161H101ZM108 160V159H107ZM125 160V159H124ZM155 160V159H154ZM160 160V159H159ZM166 160V159H165ZM172 160V159H171ZM87 161V162H88ZM104 161V160H103ZM129 161V160H128ZM132 161V160H131ZM158 161V160H157ZM163 160H161L160 161V163L162 162ZM179 161V160H178ZM184 161V160H183ZM182 161V162H183ZM33 162V161H32ZM73 162H74V160H73ZM107 162V161H106ZM139 162V161H138ZM141 162V161H140ZM147 162V161H146ZM145 162V163H146ZM150 162V161H149ZM164 162V161H163ZM162 162V163H163ZM166 162V161H165ZM168 163H169V161H167ZM173 162H175V161H173ZM173 162H171L172 164H174ZM181 162V163H182ZM58 163H59V161H58ZM84 163H85V161H84ZM83 163V164H84ZM143 163V162H142ZM155 163H157L156 161H155ZM159 163V164H160ZM162 163H161V165H162ZM56 164H57V162H56ZM67 164V163H66ZM68 164H70V163H68ZM67 164V165H68ZM141 164V163H140ZM144 164V163H143ZM146 164H148L149 165V163H146ZM170 164V163H169ZM168 164V165H169ZM179 164V163H178ZM185 164H186V162H185ZM188 164H189V162H188ZM66 165V166H67ZM88 165V164H87ZM128 165V164H127ZM155 165V164H154ZM153 165V166H154ZM157 165V164H156ZM182 165V164H181ZM187 165V164H186ZM66 166H65V168H66ZM71 166V165H70ZM69 166V168H73L72 166L70 167ZM75 166H76V164H75ZM75 166H74V168H75ZM78 166V165H77ZM76 166V167H77ZM125 166V165H124ZM136 166V165H135ZM138 166H141V165H139L138 164ZM152 166V165H151ZM167 166V165H166ZM166 166H165V168H166ZM171 166V165H170ZM173 166H175V165H173ZM176 166L178 167V165L176 164ZM180 166V165H179ZM183 166V165H182ZM201 166V165H200ZM200 166H199V168H200ZM62 167H64V166H62ZM80 167V166H79ZM82 167V166H81ZM80 167V168H81ZM129 167V166H128ZM132 167V166H131ZM156 167V166H155ZM154 167V168H155ZM163 167V166H162ZM190 167V166H189ZM58 169H59V167H57ZM139 168V167H138ZM141 168H142V166H141ZM153 168V167H152ZM160 168V167H159ZM179 168H181V167H179ZM188 168V165H187V167H186V169ZM192 168V167H191ZM191 168H189V169H191ZM198 168V167H197ZM197 168H195V169H197ZM49 169V167L46 169V170H48ZM63 169V168H62ZM78 169V168H77ZM83 169V168H82ZM85 169V168H84ZM146 169H147V167H146ZM145 169V170H146ZM150 169V168H149ZM155 169H157V167L155 168ZM154 169V170H155ZM163 169H164V167H163ZM171 169V168H170ZM173 169H177V168H173ZM193 169V168H192ZM194 169V170H195ZM59 170H61V169H59ZM134 170H136V169H134ZM139 170H140V168H139ZM168 170V169H167ZM183 169H181V171H182ZM202 170H204V169H202ZM49 171H50V169H49ZM75 171V170H74ZM144 171V169L142 170V172ZM164 171V170H163ZM162 171V172H163ZM191 171V170H190ZM196 171V170H195ZM206 171V170H205ZM23 172V171H22ZM38 172V171H37ZM59 172H61V171H59ZM58 171H57V173H59ZM100 172V171H99ZM107 172V171H106ZM112 172V171H111ZM147 172V171H146ZM166 172V171H165ZM169 172V171H168ZM184 172V171H183ZM200 172V171H199ZM202 172H204V171H202ZM201 172V173H202ZM208 173L210 172L209 170L207 171ZM24 173V172H23ZM25 173H28L27 171L25 172ZM29 173H32V175H33V172H29ZM62 173H63V171H62ZM164 173V172H163ZM181 173V172H180ZM187 173V172H186ZM195 173V172H194ZM193 172H192V174H194ZM3 174V173H2ZM18 174V173H17ZM42 174H43V172H42ZM74 174V173H73ZM168 174V173H167ZM177 174V173H176ZM191 174V175H192ZM11 175H10V177H11ZM27 175V174H26ZM49 175V174H48ZM51 175V174H50ZM49 175V176H50ZM54 175V174H53ZM60 175V174H59ZM85 175V174H84ZM162 175V174H161ZM169 175V174H168ZM177 175H179V174H177ZM188 175V174H187ZM190 175V174H189ZM190 175V176H191ZM7 176H8V174H7ZM14 176V175H13ZM19 176V175H18ZM21 176V175H20ZM24 176V175H23ZM30 176H31V174H30ZM37 175H35V177H36ZM42 176V175H41ZM60 176H62V175H60ZM163 176V175H162ZM166 176V175H165ZM165 176H163V177H165ZM171 176V175H170ZM172 176H173V174H172ZM171 176V177H172ZM183 176H186V175H183ZM195 176V175H194ZM205 176H206V174H205ZM9 177V176H8ZM15 177V176H14ZM25 177H27V176H25ZM25 177H23V178H25ZM48 177V176H47ZM54 177L55 176H53V178L52 179H54ZM57 177V176H56ZM70 177V176H69ZM88 177H89V175H88ZM124 177V176H123ZM160 177V176H159ZM175 177H176V175H175ZM189 177V176H188ZM196 177V176H195ZM208 177V176H207ZM28 178V177H27ZM44 178H46V176L44 177ZM43 178V179H44ZM121 178V177H120ZM131 178V177H130ZM167 178H169V176L167 177ZM172 178H174V177H172ZM180 178V177H179ZM182 178V177H181ZM184 178V177H183ZM182 178V179H183ZM194 178V177H193ZM201 179V177H198V179ZM210 178V177H209ZM208 178V179H209ZM15 179V178H14ZM13 178H11V179H7L6 178V180H3V181H1L0 182V199H4V197L5 198H7V197H9V199L10 198H20V197H18V196H23V197H26V195H29L30 194V190H28V187H26V185H25V187L26 188H24V187H22L23 186V184H21V183H18L19 182V180H18V182L17 181H15ZM16 179H17V177H16ZM26 179V178H25ZM24 179V180H25ZM30 179V178H29ZM28 179V180H29ZM42 178L40 177V179L39 180H41ZM46 179H49V178H46ZM51 179V180H52ZM124 179H125V177H124ZM127 179H128V177H127ZM126 179V180H127ZM176 179V178H175ZM184 179H186V178H184ZM183 179V180H184ZM207 179V178H206ZM211 179V178H210ZM32 180V179H31ZM33 180H35V178L33 179ZM37 180V179H36ZM50 180V179H49ZM123 180V179H122ZM144 180V179H143ZM164 180V179H163ZM171 180V179H170ZM196 180H197V178H196ZM203 180V179H202ZM22 181V180H21ZM26 181H27V179H26ZM53 181V180H52ZM113 181H115V180H113ZM129 181V180H128ZM162 181V180H161ZM166 181V180H165ZM165 181L163 182V183H165ZM168 181V180H167ZM172 181H173V179H172ZM175 181V183H177L176 182V180H174ZM174 181H173V183H174ZM185 181H187V180H184V182ZM189 181V180H188ZM191 181H192V178H191ZM190 181V182H191ZM207 181H209V180H207ZM212 181H213V179H212ZM29 182V181H28ZM32 182H34V181H32ZM36 182H38V181H36ZM41 182V181H40ZM57 182V181H56ZM56 182H53V184L54 183H56ZM119 182V181H118ZM126 181L124 180V183H125ZM133 182V181H132ZM138 182V181H137ZM179 182H180V180H179ZM182 182V181H181ZM194 182V181H193ZM196 182V181H195ZM194 182V183H195ZM216 182V181H215ZM24 183V182H23ZM52 183V182H51ZM139 183V182H138ZM142 183H144V182H142ZM170 183V182H169ZM186 183H188V182H186ZM192 183V182H191ZM197 183V182H196ZM201 183V182H200ZM24 184H26V183H24ZM28 184V183H27ZM30 184H32V183H30L29 182V185ZM41 184V183H40ZM126 185L128 184V182H126L125 183ZM135 184V181H134V183H132V185H134ZM137 184V183H136ZM147 184V183H146ZM159 184H160V181H159ZM161 184H162V182H161ZM199 184V183H198ZM202 184V183H201ZM205 184V183H204ZM203 184V185H204ZM210 184H213V183H211V181H210ZM216 184V183H215ZM22 185V186H21ZM42 185H45V184H42ZM47 185V184H46ZM49 185H50V181H49ZM57 185H58V183H57ZM141 185V184H140ZM143 185V184H142ZM168 185V184H167ZM176 185V184H175ZM182 185V184H181ZM190 185V184H189ZM218 185V184H217ZM32 186H34V185H32ZM31 185H30V187H32ZM35 186L37 187V183L35 184ZM40 186V185H39ZM51 186V185H50ZM124 186V185H123ZM128 186V185H127ZM131 186V185H130ZM135 186V185H134ZM144 186V185H143ZM179 186V185H178ZM198 186V185H197ZM207 186H209V185H207ZM160 186H158V188H159ZM180 187H182V186H180ZM192 187V185L190 186V188ZM194 187V186H193ZM204 186H202V188H203ZM221 187V186H220ZM37 188H39V187H37ZM36 188V189H37ZM43 188V187H42ZM45 188V187H44ZM48 188V187H47ZM54 186H53V193H55L54 192ZM57 188V187H56ZM70 188V187H69ZM127 188V187H126ZM170 189L171 188H174V187H169ZM169 188H168V190H169ZM178 188V187H177ZM182 188H184V184H183V187ZM181 188V189H182ZM195 188V187H194ZM201 188V189H202ZM218 188V187H217ZM216 188V189H217ZM27 189V190H26ZM31 189V188H30ZM34 189V188H33ZM46 189V188H45ZM161 189V188H160ZM165 189V188H164ZM167 189V188H166ZM180 189V188H179ZM186 190H187V188H185ZM193 189V188H192ZM199 189V188H198ZM203 189H205V188H203ZM207 189H208V187H207ZM213 189H214V187H213ZM225 189V188H224ZM56 190V189H55ZM59 190V189H58ZM74 190V189H73ZM72 190V191H73ZM172 190V189H171ZM175 190V189H174ZM183 190V189H182ZM191 190V189H190ZM195 190H197V188L196 189H194V191ZM211 190V189H210ZM44 190H42L41 189V192H43ZM49 191H50V189H49ZM75 191V190H74ZM77 191H79V190H77ZM164 191V190H163ZM177 191V189L175 190V192ZM180 191V190H179ZM184 191V190H183ZM193 191V190H192ZM200 191V190H199ZM204 191V190H203ZM202 191V192H203ZM209 191V190H208ZM207 191V192H208ZM217 191H218V189H217ZM217 191H215V192H217ZM224 191V190H223ZM222 191V192H223ZM34 192V191H33ZM39 192H40V190H39ZM45 192H47V191H45ZM51 191H50V195L52 196V193ZM165 192V191H164ZM182 192V191H181ZM180 192V193H181ZM186 192H188V191H186ZM197 192V191H196ZM219 192V191H218ZM49 193V192H48ZM47 193V194H48ZM139 193V192H138ZM167 193V192H166ZM165 193V194H166ZM172 193H173V191H172ZM179 193V192H178ZM184 193V192H183ZM182 193V194H183ZM188 193H190V191L188 192ZM188 193L186 194V195H188ZM205 193H206V191H205ZM213 193H214V191H213ZM246 193V192H245ZM251 193V192H250ZM22 194V195H21ZM43 194V193H42ZM45 194V193H44ZM47 194L44 196V197H46L47 196ZM74 194V193H73ZM139 194H141L142 195V193H139ZM152 194V193H151ZM164 194V195H165ZM196 194V193H195ZM202 194H204V193H202ZM207 194V193H206ZM217 194V193H216ZM149 195V194H148ZM163 195V196H164ZM168 195V194H167ZM197 195V194H196ZM196 195H195V197H196ZM198 195H200V194H198ZM197 195V196H198ZM7 196V197H6ZM31 197H32V195H30ZM35 195H33V197H34ZM37 196V198L39 197V195H36ZM35 196V197H36ZM54 196V195H53ZM139 196V195H138ZM154 196V195H153ZM159 196H161V194L159 195ZM162 196V197H163ZM204 196V195H203ZM221 196V195H220ZM22 197V198H23ZM34 197V198H35ZM44 197H42V195H41V197H40V199H39V201L41 200V198L43 199ZM155 197V196H154ZM165 197V196H164ZM169 197V196H168ZM187 198H188V196H186ZM201 197V196H200ZM47 198H50V197H48L47 196ZM52 198V197H51ZM141 200H142V198L141 197H139ZM145 198V197H144ZM147 198V197H146ZM149 198V197H148ZM151 198V197H150ZM203 198V197H202ZM222 198H224V197H222ZM26 199H28V198H26ZM26 199H24V200H26ZM88 199V198H87ZM92 199V198H91ZM137 199V198H136ZM153 199V198H152ZM155 199V198H154ZM191 199V198H190ZM196 199V198H195ZM199 199V198H198ZM198 199L196 200V201H198ZM205 199V198H204ZM207 199V198H206ZM210 199V198H209ZM213 199V198H212ZM20 200V199H19ZM22 201H23V199H21ZM36 200V199H35ZM53 200V199H52ZM56 200V199H55ZM82 200V199H81ZM130 200V199H129ZM148 200H150V199H148ZM156 200V199H155ZM201 200V199H200ZM215 200V199H214ZM244 200V199H243ZM243 200H242V202H243ZM60 201V200H59ZM62 201V200H61ZM120 201V200H119ZM156 201H158V200H156ZM193 201V200H192ZM209 201V200H208ZM219 201V200H218ZM223 201V200H222ZM225 201H227L226 199H225ZM245 201H247L246 199H245ZM8 202V201H7ZM21 202V201H20ZM28 202H30V201H28ZM34 202V201H33ZM44 202V201H43ZM48 202L50 203V201H49V199H48ZM125 202V201H124ZM140 201H138V203H139ZM143 202H145V201H143ZM165 202V201H164ZM164 202H163V204H164ZM169 201H167V202H165V203H168ZM199 202V201H198ZM201 202H206V201H202L201 200ZM215 202V201H214ZM221 202V201H220ZM219 202V203H220ZM224 202V201H223ZM222 202V203H223ZM1 203H2V201H1ZM4 203V202H3ZM36 203V202H35ZM131 203V202H130ZM146 204H147V202H145ZM153 203V202H152ZM154 203H156V202H154ZM153 203V204H154ZM169 203H171V205H172V202H169ZM196 203V202H195ZM207 203V202H206ZM205 203V204H206ZM216 203V202H215ZM10 204V203H9ZM14 204V203H13ZM38 204V203H37ZM44 204V203H40L39 202V206H41L42 207V205ZM51 204V203H50ZM149 204V203H148ZM163 204H159V205H163ZM175 204V203H174ZM179 204V203H178ZM197 204V203H196ZM212 204V203H211ZM221 204V203H220ZM231 204V203H230ZM232 204H233V202H232ZM237 204V203H236ZM239 204H240V202H239ZM28 205V204H27ZM29 205H30V203H29ZM34 205H36V204H34ZM45 205V204H44ZM49 205V204H48ZM47 205V206H48ZM149 205H151V204H149ZM149 205H148V207H149ZM157 205V204H156ZM181 205V204H180ZM184 205V204H183ZM190 206L192 205V204H189ZM189 205H188V209H189ZM202 205H204L203 203H202ZM209 205H210V203H209ZM214 205V204H213ZM219 204H217V206H218ZM222 205V204H221ZM220 205V206H221ZM238 205V204H237ZM245 205V204H244ZM248 205V204H247ZM251 205V204H250ZM11 206V205H10ZM20 207H21V205H19ZM23 206V205H22ZM25 206V205H24ZM31 206V205H30ZM141 206V205H140ZM155 206V205H154ZM165 206V205H164ZM164 206H162L163 208H164ZM177 206V205H176ZM246 206V205H245ZM254 206V205H253ZM1 207H3L2 205H1ZM6 207H7V205H6ZM19 207V208H20ZM142 207H143V204H142ZM182 207V206H181ZM185 207H186V205H185ZM200 207V206H199ZM198 207V208H199ZM209 207V206H208ZM210 207H212L211 205H210ZM209 207V208H210ZM229 207V206H228ZM237 207V206H236ZM244 207V206H243ZM252 207V206H251ZM250 207V208H251ZM257 207V206H256ZM25 208V207H24ZM42 208H44V207H42ZM46 208V207H45ZM44 208V209H45ZM49 208V207H48ZM50 208H51V206H50ZM49 208V209H50ZM151 208H153V207H151ZM163 208H160V210L161 209H163ZM166 208V207H165ZM178 208H179V205H178ZM190 208H192V206L190 207ZM230 208V207H229ZM235 208V207H234ZM240 208V207H239ZM249 208V209H250ZM255 208V207H254ZM259 208V207H258ZM257 208V209H258ZM4 209V208H3ZM7 209V208H6ZM16 209H18V208H16ZM22 209V208H21ZM44 209H42V210H44ZM168 209H170V208H168ZM195 209H197V208H195ZM201 209V208H200ZM211 209V208H210ZM231 209V208H230ZM236 209V208H235ZM244 209H246V207L244 208ZM9 210V209H8ZM13 210V209H12ZM42 210L40 211V209H39V211H40V214L42 213ZM52 210V209H51ZM152 210V209H151ZM180 210V209H179ZM182 210V209H181ZM184 210V209H183ZM190 210H192V209H189V211ZM199 210V209H198ZM220 210V209H219ZM248 210V209H247ZM254 210V209H253ZM16 211V210H15ZM19 210H17L16 212H18ZM38 211V212H39ZM50 211V210H49ZM54 211V210H53ZM56 211V210H55ZM147 210H145V212H146ZM173 211V210H172ZM186 211H188V210H186ZM7 212V211H6ZM6 212H4V213H6ZM14 212V211H13ZM13 212H11L12 214H13ZM20 212V211H19ZM36 212V211H35ZM37 212V213H38ZM44 212H46L45 210H44ZM50 212H52V211H50ZM148 212H150V210L148 211ZM153 212H155V211H153ZM167 212H168V210H167ZM175 212H177V211H175ZM192 212V211H191ZM200 212V211H199ZM207 212V211H206ZM229 212V211H228ZM256 212V211H255ZM3 213V214H4ZM10 213V212H9ZM9 213H6V215L7 214H9ZM10 213V214H11ZM53 213V212H52ZM144 213V212H143ZM142 213V214H143ZM172 213H174V212H172ZM179 213V212H178ZM189 213V212H188ZM208 214H209V212H207ZM212 213V212H211ZM225 213V212H224ZM11 214V215H12ZM17 214V213H16ZM39 214V213H38ZM150 214H151V212H150ZM153 214H155V213H153ZM153 214H151V215H153ZM192 214V213H191ZM195 214V213H194ZM196 214H198V213H196ZM195 214V215H196ZM203 214V213H202ZM22 215V214H21ZM21 215H19L20 216V219H21ZM52 215V214H51ZM50 215V216H51ZM53 215H54V213H53ZM101 215V214H100ZM156 215H158V214H156ZM166 216H167V214H165ZM193 215V214H192ZM5 216V215H4ZM12 216H14V215H12ZM17 216V215H16ZM25 216V215H24ZM42 216H45V215H42ZM56 216V215H55ZM64 216V215H63ZM105 216V215H104ZM159 216V215H158ZM174 216H175V214H174ZM181 216V215H180ZM205 216V215H204ZM0 217H2V216H0ZM10 217V216H9ZM9 217H7V218H9ZM18 217V216H17ZM61 217V216H60ZM145 217V216H144ZM154 217V216H153ZM163 217H165V216H163ZM169 217V216H168ZM173 217V216H172ZM192 217H194V216H192ZM192 217H191V220H192ZM199 217H202L201 215L199 216ZM217 217V216H216ZM13 218H16V217H13ZM31 218V217H30ZM40 218V217H39ZM47 218H49L48 217V215H47ZM73 218V217H72ZM166 218V217H165ZM176 218V217H175ZM175 218H172V219H175ZM203 218V217H202ZM201 218V219H202ZM206 218V217H205ZM205 218H204V220H205ZM209 218H211V217H209ZM208 218V219H209ZM215 218V217H214ZM18 219V218H17ZM35 219V218H34ZM33 219V221L35 222V224L37 223L38 224V222L42 219H39V221L38 222H36L35 220ZM37 219V218H36ZM153 219V218H152ZM155 219V218H154ZM156 219H160V218H156ZM169 219V218H168ZM167 219V220H168ZM177 219H178V217H177ZM187 219V218H186ZM212 219V218H211ZM5 220H6V217H5ZM28 219H26V221H27ZM30 220H32V219H30ZM29 220V221H30ZM38 220V219H37ZM43 220V219H42ZM41 220V221H42ZM81 220V219H80ZM160 220H162V219H160ZM170 220V219H169ZM185 220V219H184ZM190 220V219H189ZM216 220V218L213 220V221H215ZM15 221H17V220H15ZM227 221V220H226ZM7 222V221H6ZM19 222L21 223L22 222V220H20V221H18V224H19ZM84 222V221H83ZM82 222V223H83ZM86 222V224H88L87 223V221H85ZM156 222H158V221H156ZM207 223H208V221H206ZM263 222V221H262ZM10 223H11V221H10ZM12 223H14V221H12ZM15 223H17V222H15ZM29 223V222H28ZM28 223H26V227H27V225L29 226V224ZM40 223V222H39ZM60 223H61V221H60ZM65 223V222H64ZM72 223H74V222H72ZM90 223H91V221H90ZM89 223V224H90ZM146 223V222H145ZM152 223V222H151ZM160 223V222H159ZM166 223H168V221H166ZM172 223V222H171ZM175 223H177V222H175ZM196 223V222H195ZM5 224V223H4ZM22 224H24L23 222H22ZM21 224V225H22ZM57 224H59V223H57ZM76 224V223H75ZM95 224V223H94ZM108 224V223H107ZM169 224H170V222H169ZM217 224V223H216ZM222 224V223H221ZM220 223H219V225H221ZM225 223H223L222 225H224ZM236 224V223H235ZM13 225V224H12ZM30 225H32L33 226V224L31 223ZM38 225H40V224H38ZM38 225H34L35 226V228L37 227H41V226H38ZM49 225V224H48ZM77 225V224H76ZM90 225H93V224H90ZM201 225V224H200ZM18 226V225H17ZM23 226V225H22ZM25 226V225H24ZM55 226V225H54ZM75 226V225H74ZM96 228H97V226L96 225H94ZM100 226V225H99ZM104 226H105V224H104ZM155 226H156V224H155ZM177 226V225H176ZM213 226V225H212ZM14 228H18V227H15V226H13ZM19 227H20V225H19ZM30 227V226H29ZM53 227V226H52ZM95 227H92V231L94 232V228ZM107 227V226H106ZM111 227H113V226H111ZM110 227V228H111ZM203 227V226H202ZM226 227V226H225ZM5 228H7V227H5ZM28 228V227H27ZM31 228V227H30ZM29 228V229H30ZM33 228V227H32ZM36 228V229H37ZM43 228V227H42ZM49 228H50V226H49ZM56 228H57V226H56ZM60 228V227H59ZM70 228V227H69ZM206 228V227H205ZM207 228H209V226L207 227ZM213 228H215V226L213 227ZM213 228H211V225H210V228H209V230L210 229H213ZM219 228V227H218ZM217 228V229H218ZM22 229V228H21ZM36 229H35V232L34 233H36ZM46 229V228H45ZM51 229V228H50ZM52 229H54V227L52 228ZM51 229V230H52ZM73 229H75V228H73ZM103 229V228H102ZM112 229V228H111ZM222 229V228H221ZM2 230V229H1ZM11 230V229H10ZM13 230V229H12ZM19 230V229H18ZM27 230V229H26ZM26 230H25V232H26ZM55 230V229H54ZM63 230V229H62ZM99 230V229H98ZM105 230V229H104ZM107 230V229H106ZM108 230H110V229H108ZM107 230V231H108ZM119 230V229H118ZM204 230V229H203ZM216 230V229H215ZM215 230H212V231H215ZM23 231V230H22ZM37 231H38V229H37ZM40 231H41V228H40ZM67 231V230H66ZM92 231H90L89 233H90V235H91V233H92ZM112 231V230H111ZM110 231V236H109V238H112L113 237V239H111V240H113V241H115V240H117V239H121L122 237H123V239L126 237V236H129V233H128V235H123V234H121V233H116L115 231H112L111 232ZM211 231V230H210ZM259 231V230H258ZM1 232H3V231H1ZM9 232V231H8ZM30 232V231H29ZM32 230H31V236H32ZM71 232V231H70ZM97 232V231H96ZM106 232V231H105ZM120 232V231H119ZM129 232V231H128ZM169 232H170V230H169ZM256 232V231H255ZM10 233V232H9ZM19 233V232H18ZM26 233H28V231L26 232ZM58 233V232H57ZM97 233H99V232H97ZM107 233V232H106ZM162 233V232H161ZM189 232H187V234H188ZM8 234V233H7ZM102 234H103V231H102ZM108 234V235H109ZM133 234V233H132ZM136 234V233H135ZM263 234V233H262ZM9 235V234H8ZM17 235V234H16ZM23 235V234H22ZM34 235H36V234H34ZM40 235V234H39ZM55 235V234H54ZM74 235V232H72V236ZM93 235V234H92ZM95 235V237H96V233L94 234ZM100 236H101V233L99 234ZM106 235V234H105ZM139 235V234H138ZM145 235V234H144ZM14 236H15V234H14ZM18 236V235H17ZM24 236V235H23ZM29 236H30V234H29ZM132 236V235H131ZM134 236V235H133ZM142 236V235H141ZM2 237L4 238V236L2 235ZM2 237H0V238H2ZM11 237H13V235L11 236ZM11 237H6V239L8 240V239H10ZM26 237H27V235H26ZM26 237H24L25 239H28V238H26ZM33 238L35 237V236H32ZM80 237V236H79ZM90 237V236H89ZM99 237V236H98ZM102 237V236H101ZM100 237V238H101ZM108 237V236H107ZM106 236H105V238H107ZM130 237V236H129ZM137 237V236H136ZM154 237V236H153ZM152 237V238H153ZM162 237V236H161ZM199 237V236H198ZM3 238H2V240H3ZM14 238V237H13ZM32 238V239H33ZM63 238V237H62ZM87 238V237H86ZM132 238V237H131ZM130 238V239H131ZM141 239H143L144 241H146L144 238H142V237H140ZM163 238V237H162ZM202 238V237H201ZM5 239V238H4ZM12 239V238H11ZM73 239V237H71V240ZM126 239H127V237H126ZM126 239H125V241H126ZM129 239V238H128ZM127 239V241L129 242V240ZM203 239V238H202ZM246 239V238H245ZM30 240H31V238H30ZM29 240V241H30ZM77 240V239H76ZM90 240V239H89ZM99 240V239H98ZM110 240V241H111ZM152 240V239H151ZM155 240V239H154ZM201 240V239H200ZM6 241V240H5ZM37 241V240H36ZM36 241H35V243H36ZM73 241V240H72ZM93 242L95 241V240H92ZM101 240H99V242H100ZM105 241V240H104ZM104 241H103V243H104ZM109 241V240H108ZM120 241V240H119ZM134 241H136V240H134ZM148 242H149V240H147ZM196 241V240H195ZM204 241V240H203ZM249 241V240H248ZM252 241V240H251ZM262 241V240H261ZM4 241H2L1 243H3ZM37 242H39V241H37ZM53 242V241H52ZM90 242V241H89ZM93 242H91V244H93ZM98 242V241H97ZM102 242V241H101ZM124 242V241H123ZM127 242V243H128ZM131 242H133V240L131 241ZM139 242V241H138ZM169 242V241H168ZM0 243V244H1ZM6 243H8L7 241H6ZM63 243V242H62ZM107 243V242H106ZM105 243V244H106ZM110 243V242H109ZM111 243H113V242H111ZM120 243V242H119ZM122 243V242H121ZM142 242H140V244H141ZM145 243V242H144ZM147 243V242H146ZM146 243H145V245H146ZM151 243H152V241H151ZM153 243H156V241L155 242H153ZM188 243V242H187ZM210 243V242H209ZM253 243V242H252ZM256 243V242H255ZM33 244H34V242H33ZM97 244V243H96ZM101 244V243H100ZM108 244V243H107ZM106 244V245H107ZM114 244V243H113ZM126 244V243H125ZM136 245L138 244V243H135ZM148 244H150V242L148 243ZM157 244V243H156ZM236 244V243H235ZM244 244V243H243ZM248 244V243H247ZM64 245V244H63ZM98 245V244H97ZM104 245V244H103ZM112 245V244H111ZM115 245V244H114ZM113 245V246H114ZM117 245L119 246V244L117 243ZM117 245H115V246H117ZM126 245H128V244H126ZM151 245V244H150ZM195 245V244H194ZM4 246H6V244H4ZM52 246V245H51ZM99 246V245H98ZM124 246V245H123ZM129 246V245H128ZM135 246V245H134ZM133 246V247H134ZM148 246V245H147ZM211 246V245H210ZM240 246V245H239ZM252 246V245H251ZM32 247V246H31ZM110 247V246H109ZM112 247V246H111ZM127 247V246H126ZM129 247H131V246H129ZM129 247H128V249H129ZM145 247V246H144ZM154 247V246H153ZM152 247V248H153ZM162 247V246H161ZM26 248V247H25ZM45 248V247H44ZM106 248V247H105ZM108 248V247H107ZM114 249H115V247H113ZM125 248V247H124ZM137 248H139V245H138V247ZM141 248V247H140ZM142 248H143V246H142ZM151 248V247H150ZM158 248V247H157ZM164 248V247H163ZM167 248L169 249L170 247H166V250H167ZM177 248V247H176ZM175 248V249H176ZM251 248V247H250ZM118 249V248H117ZM119 249H120V247H119ZM174 249V248H173ZM217 249V248H216ZM9 250V249H8ZM33 250V249H32ZM80 250V249H79ZM116 250V249H115ZM123 251H124V249H122ZM143 250V249H142ZM161 250V249H160ZM95 251H97V249L95 250ZM119 251V250H118ZM128 251V250H127ZM134 251H136V250H134ZM144 251V250H143ZM143 251L141 252L142 254H143ZM168 251V250H167ZM172 251V250H171ZM170 251V253H172ZM178 251V250H177ZM14 252V251H13ZM15 252H16V250H15ZM38 252V251H37ZM113 252V251H112ZM133 252V251H132ZM131 252V253H132ZM139 252V251H138ZM137 252V253H138ZM157 252V251H156ZM169 252V251H168ZM168 252H166V253H168ZM174 252V251H173ZM179 252V251H178ZM178 252H176V253H178ZM105 253V252H104ZM136 253V254H137ZM160 253V252H159ZM165 253V252H164ZM180 253V252H179ZM18 254V253H17ZM37 254V253H36ZM122 254V253H121ZM126 253L124 252V255H125ZM139 254V253H138ZM146 254H147V252H146ZM151 254H152V252H151ZM150 254V255H151ZM174 254H175V252H174ZM184 254V253H183ZM183 254H181V255H183ZM19 255V254H18ZM17 255V256H18ZM25 255V254H24ZM27 255V254H26ZM25 255V257H27ZM141 255V254H140ZM143 255H145V254H143ZM142 255V256H143ZM166 256L168 255V254H165ZM169 255H171V254H169ZM173 255V254H172ZM184 255H186V254H184ZM17 256H15V259H16V257ZM48 256V255H47ZM176 256H177V254H176ZM175 256V257H176ZM21 257H23L24 258V256H21ZM21 257H18V259L19 258H21ZM37 257V256H36ZM120 257V256H119ZM137 257V256H136ZM159 257H161V256H159ZM168 257H170V256H168ZM172 257V256H171ZM174 257V258H175ZM40 258H41V256H40ZM48 258V257H47ZM138 258H141V257H138ZM22 259V258H21ZM26 259V258H25ZM24 259V260H25ZM28 259V258H27ZM26 259V260H27ZM30 259V258H29ZM50 259V258H49ZM176 259V258H175ZM178 259V258H177ZM180 259V258H179ZM219 259V258H218ZM6 260V259H5ZM25 260V261H26ZM31 260V259H30ZM37 260V259H36ZM187 260H188V258H187ZM186 260V261H187ZM214 260V259H213ZM221 260V259H220ZM259 260V259H258ZM261 260V259H260ZM10 261V260H9ZM18 261V263H19V260H17ZM27 261H29V260H27ZM27 261H26V264H29V263H27ZM189 262H190V259L188 260ZM31 262V261H30ZM160 262V261H159ZM167 262V261H166ZM169 262V261H168ZM202 262V261H201ZM211 262V261H210ZM2 263H3V261H2ZM2 263H0V264H2ZM20 263H22V262H20ZM24 263V262H23ZM40 263V262H39ZM50 263V262H49ZM89 263V262H88ZM98 263V262H97ZM140 263V262H139ZM213 263H214V261H213ZM4 264V263H3ZM14 264H17V262L16 263H14ZM31 264H32V262H31ZM168 264V263H167ZM217 264V263H216Z\"/></svg>",
  "mask_w": 264,
  "mask_h": 264
}]
</instances>
